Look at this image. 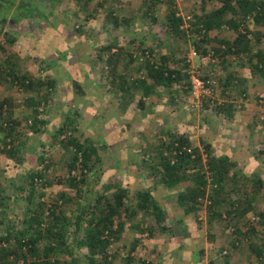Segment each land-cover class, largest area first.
<instances>
[{
	"label": "rangeland",
	"instance_id": "374dc122",
	"mask_svg": "<svg viewBox=\"0 0 264 264\" xmlns=\"http://www.w3.org/2000/svg\"><path fill=\"white\" fill-rule=\"evenodd\" d=\"M31 1L35 3L38 14L42 13L45 19H24L15 24L6 21L0 32V43L3 42L4 48L0 50V101L9 99L13 103L14 107L5 108L4 116L21 120L15 137L23 142L22 154L16 153L13 158L0 154V179L5 186L4 194L16 198L3 201L5 204L0 212L6 211V219L17 224V218H22V213L27 210L25 207L29 206L24 196L26 192H12L10 181L23 177L21 180L26 183L27 172L31 168L43 174L46 183L44 191L37 190L44 192L43 200L46 202L54 200L59 192L68 196L75 194V190L64 181L73 152L66 150L61 140L74 136L83 142L86 138L97 147L96 157L91 156L89 168L83 175L85 184L79 185L90 203L103 191L104 184L119 183L127 190L129 200H124L125 205L133 206L136 193L150 189L165 216L159 227L150 225L153 219L147 216L145 225L152 227L151 233L138 222L141 212L125 216L119 240H112L109 246L113 256L111 264H264V259L256 256L245 237L247 226H253L258 233L250 237L264 241V227L256 221L257 214L264 209V185L259 188L255 200L249 203L247 212L236 215L237 220L232 227L228 226L224 212L223 219L209 217L207 196L199 201L196 210L187 212L177 202V194L185 190L190 182L183 180L175 186L165 187L152 175L151 164L156 160L148 156L155 146L167 142L168 131L187 135L191 145L198 146L201 151L202 143L209 144L213 156H227L236 164L224 183L223 200L239 208L243 205L240 203L243 189L255 187L256 179L264 183V153L258 152L264 149V79L254 75L252 86L248 82L236 91L221 92V88H217L213 97L207 100L209 106H205L200 99L196 101L190 90L185 92L180 87L172 94L167 91L168 88L158 87L149 96L143 95V88H140L131 98L126 95L123 102L114 94L118 82L115 81L112 86L107 78L102 77L105 59L102 63L96 57L95 48L114 39L117 46L126 51H130L135 43L141 44L142 48H151L149 53H137L136 60L127 69L123 65L125 58L118 62L117 72L125 71L129 78L144 76V69L138 66L149 57L159 62L165 55L170 68L182 70L185 67L180 59L187 58L194 40L188 35L185 39L167 35V2L160 1L152 6L149 0ZM171 1L177 12L189 15L191 19L204 9L210 13L222 5L221 0ZM233 5L236 7V3ZM6 9L0 6V14ZM109 11L127 18V22L114 29L107 28L105 22ZM152 16L156 17V23L150 21ZM229 16L226 13L224 18ZM245 28L261 33L258 43L251 39L254 40L252 51L264 49V24H254L251 18H246L239 29L244 31ZM7 29L13 32L15 42L4 41ZM221 33L229 38L235 37L233 30L223 28ZM210 46L216 44H206V48ZM6 58L13 60L12 69L29 74L39 82L54 78L53 89H47L51 99L32 102L25 108L20 105L25 98L28 99L27 96L35 98L37 89L33 87L25 91L20 85L11 84V77L2 73V67H10ZM252 61L255 62L256 58L253 57ZM233 62L238 61L230 59L227 65ZM188 63L199 75L208 73L209 69L205 66L209 63L202 64L197 57ZM249 65L243 70L248 77L252 70V64ZM216 70V76L222 79L224 67L216 64ZM100 79L104 83H100ZM182 80L186 82V78ZM139 97L143 98V108L138 106ZM225 104L232 106L229 115L218 108ZM67 113L73 116V121L65 125ZM35 117L42 122L33 131L27 125ZM63 126L66 128L59 131ZM0 133L3 135V132ZM4 139L8 138L2 141ZM205 158L203 153V162ZM115 161L117 164L114 166ZM73 173L79 175L78 170ZM38 182L36 185L39 188ZM112 192V189L108 190L109 198H112ZM40 200L37 193L29 203L30 207ZM80 200L81 204L85 201ZM227 204L221 202L218 208L227 210ZM62 210L70 219L80 208L74 201L63 205ZM85 229L86 225H82L76 236L80 237ZM72 236L71 231L69 239L73 242ZM73 250L77 262L69 264H87L85 248L74 246ZM127 253L131 257L129 261L125 258ZM66 258L68 260L69 256H60L61 260Z\"/></svg>",
	"mask_w": 264,
	"mask_h": 264
},
{
	"label": "trees",
	"instance_id": "16d2710c",
	"mask_svg": "<svg viewBox=\"0 0 264 264\" xmlns=\"http://www.w3.org/2000/svg\"><path fill=\"white\" fill-rule=\"evenodd\" d=\"M149 1L154 6V4L164 0ZM221 1L222 5L212 12L192 16L190 27L183 28L181 27L182 19L176 16L177 11L174 8V2L165 0L168 6L165 14V30L167 35L176 39H185L187 35L191 36L194 40L193 47L197 54L201 55L207 51L204 44L210 40L209 31L222 28L232 29L235 32V37L232 41L216 38V46L209 47V49L213 50L217 59L215 62H209L208 65H213L212 69H209L206 74H201L200 77L206 82L205 84H207V80L210 77H214L216 79V91L217 88H221V92H226L227 90L236 91L238 87L235 86L236 84L230 77L222 80L216 76L217 70L215 67L216 64L223 63L221 58L223 59L228 54L234 55L239 59H244L247 56L246 62L250 63L252 58L255 57L256 61L251 63V72L258 74L264 79V49L258 48L255 52L252 51L254 49V40L258 43L261 33L247 28L244 31L239 29L242 21L246 18H251L254 24H264V0ZM233 3H236V7H234ZM0 6L7 8L3 14H0V32L6 21L15 24L24 19H45L42 13L38 14L36 5L31 0H0ZM226 13L230 15L228 18H224ZM150 19L156 23L157 19L155 16L150 17ZM127 20V18L117 16L113 11H109L105 24L107 28L114 29L127 22ZM12 34L13 32L10 29L4 31V41L15 42ZM252 38L254 40H251ZM115 46L117 49L113 50ZM0 50H4L3 42L0 43ZM95 52L96 57L102 63L103 59H105L104 69L101 70L102 77L107 78L112 86L115 81L118 82V85L114 87V94L123 102L126 95L131 98V95L140 88H143L142 94L145 96L152 94L158 87L168 88L167 91L171 94L177 90V87H180L185 92L190 90L189 67L186 69L189 63L186 56L180 59L181 62H184L182 65L185 67L182 70L170 68L167 65V57L165 55L161 57L159 62L153 57L146 58L138 66L139 69H144V76L141 78H129L125 71L122 73L117 72L118 62L125 58L123 65L127 69L136 60L137 53H149L151 48H142L141 44L135 43L130 51H126L122 47L117 46L114 39L112 42L95 48ZM6 60L8 61V66L13 64L11 58H6ZM2 69L3 74L11 77V84H18L25 91L36 87L39 95L37 103L39 100L47 102L51 99V93L47 89H53L54 78L47 79L42 83L29 74L12 69L11 66L8 68L4 66ZM183 78H186L185 83L182 82ZM99 82L104 83L102 79ZM211 96L213 97V95L202 96L200 100L201 102L204 101L205 106H209L207 100ZM143 103V98L139 97L138 106L140 108H143ZM10 105L9 99L0 101V132H3V138H8L7 140H0V142L2 141L0 154H8L9 157L13 158V156L16 157V153L19 154L21 152L22 154L21 147L23 142H19L18 138L15 137V134L19 133L16 129L21 124V122L19 124L20 120L13 119L9 115L4 116L5 108L10 107ZM218 105H222V103L218 102ZM218 108L222 111H227L229 115L232 106L231 104H225L223 107L219 106ZM69 117L71 119H68ZM65 119H67L65 125L69 124L73 121V116L67 113ZM41 122V119L35 117L27 126L35 131L37 124ZM65 128L63 126L59 131ZM167 135V142H161L155 146L153 151L148 153L150 158L156 160L151 164L153 167L152 175L156 176L158 181L167 188L175 186L183 180L190 182L185 190L178 191L177 202L184 206L187 212H192L197 209L199 201L207 196L209 200L207 205L209 217L219 220L224 212L228 226L232 225L233 227L237 220L236 215H244L247 212L250 207L249 203L255 200L259 188L264 183L260 179H256L255 187L250 190L243 189V199L240 202L243 205H240L239 208L235 204H227L226 200H223L224 183L229 177L231 168L236 165L235 162H231L227 156H213L209 149V144L202 143V151L198 146H192L188 136L185 134L168 131ZM61 143L66 150H72L73 152L71 161L67 164L68 175L64 181L68 187L75 190V194L68 196L65 192H59L54 200L50 203L46 202L43 200L44 192L40 191H44L43 187H45L46 183L43 181L42 172L37 169L33 170L31 168L28 170L26 183L21 180L23 177L15 180V182L11 180V191L14 193L26 192L24 196L29 206L25 207L27 210L22 213V218H19V220L17 218V224L6 219L5 210L0 212V264H69L70 262H77L73 254L74 246L85 248L87 264H111L113 256L109 251V246L112 240H119L125 225V216H134L141 212L142 217L138 220L140 225H145L147 216H150L153 219L150 225H156L157 227H159L158 224H161L163 217H165L162 208L152 196L150 189L137 192L133 198L135 200L133 206L125 205L124 200H129L127 190L121 187L119 183L107 182L104 184L103 191L98 193L96 199L90 203L89 197H85L79 185L85 184L83 175L86 169L89 168V159L96 153L97 147L93 146V142L90 139L84 138L83 142H80L74 136H68L66 140H61ZM258 152L264 153V149ZM203 153L206 157L204 162ZM94 157L96 156L94 155ZM116 164L115 161L113 165L115 166ZM75 170H78L79 175L73 173ZM37 181H39V188L36 185ZM207 184H209L208 188H206ZM3 186V182L0 179V208L5 204L4 200L16 199L5 195V186ZM110 189L113 190L112 198L107 196V192ZM37 193L42 201L40 200L34 207H30L29 203H31ZM81 198L85 199L83 204H81ZM74 201L78 202L80 210L74 217L69 219L63 212L62 207ZM221 202L228 205L227 210L222 211L218 208ZM256 221L260 226L264 227V209L257 214ZM82 225H86V229L83 230L84 233L80 237H77L76 235ZM145 226L148 232L151 233L152 227ZM70 227H72L73 236L71 238H73V242L69 239ZM255 230V227L247 226L246 233L244 232L246 234L245 237H247L248 245L256 253V256L264 259V241L261 238L250 237L251 234L256 235L258 233ZM259 240H262V243ZM133 247L131 246V249ZM65 255H68L69 259L61 260L60 256L64 257ZM125 258L128 261L131 259L129 253L125 255Z\"/></svg>",
	"mask_w": 264,
	"mask_h": 264
},
{
	"label": "crops",
	"instance_id": "0c3cea01",
	"mask_svg": "<svg viewBox=\"0 0 264 264\" xmlns=\"http://www.w3.org/2000/svg\"><path fill=\"white\" fill-rule=\"evenodd\" d=\"M206 11L207 10L204 9V11H201L202 13L201 12L200 13L201 14L207 13ZM210 12H212V10ZM150 21H151V19H150ZM222 29H220V30L213 29V30L209 31V39L210 40H208L204 44V46H206L207 43L210 44V45L216 44V40H215L216 38L223 39V40H226V41H232L234 39V35L231 38H229V36L223 35L221 33ZM226 29H229L230 31H232L230 28H226ZM230 59L237 60L238 62H235V63L233 62V63L227 65ZM221 60H222L221 62H223L221 64H223V65L219 64V66L224 67V70H225V73L223 72L224 73V76H222L223 77L222 80L224 78H226V77H230L234 81V83L236 84L235 85L236 87H239V86L240 87H243L244 84L246 85V83H248V82L250 83V86H252L255 83L254 80L251 79V78L254 75H257L256 73H252L251 70H250L249 71L250 76L248 77V74H246L245 72H243V70L245 69V67L247 65H249L250 62H244L242 58L239 59V58H236L234 55H229V54L226 55L223 59L221 58ZM247 63H249V64H247ZM251 63H254V62L251 61ZM212 67H213V65H206L205 66V68H207V69H212ZM248 70H249V68H248ZM221 75H223V74H221ZM27 97H28V99L25 98V100H23L22 104H20V105L24 106V108L29 106V105L27 106V104H30V103L33 104L32 102H36L39 99V95H38L37 92H36L35 98H33L32 95L27 96ZM10 104H12V105H10L9 108H11L12 106L14 107L13 103L10 102ZM19 117H20V115H19ZM13 119H15V118H13ZM17 120H20V119L17 118ZM20 121H19V124H20ZM2 139H3V135L0 133V140H2Z\"/></svg>",
	"mask_w": 264,
	"mask_h": 264
},
{
	"label": "built area",
	"instance_id": "2783aa9c",
	"mask_svg": "<svg viewBox=\"0 0 264 264\" xmlns=\"http://www.w3.org/2000/svg\"><path fill=\"white\" fill-rule=\"evenodd\" d=\"M176 16H179L182 19L181 27L188 28L190 27L191 17L189 15H184L181 12H176ZM198 57L202 64H208L209 62H215L216 57L214 56L213 50L207 48L206 53L197 54L194 47H191L187 54V61L190 62L193 57ZM189 81H190V92L192 97L198 101L202 96L214 95L216 93V79L210 77L207 80V84L204 80L201 79L199 72L195 68H191L189 65Z\"/></svg>",
	"mask_w": 264,
	"mask_h": 264
}]
</instances>
